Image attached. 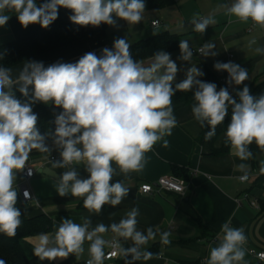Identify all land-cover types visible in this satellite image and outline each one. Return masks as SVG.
Masks as SVG:
<instances>
[{"label":"clouds","instance_id":"clouds-1","mask_svg":"<svg viewBox=\"0 0 264 264\" xmlns=\"http://www.w3.org/2000/svg\"><path fill=\"white\" fill-rule=\"evenodd\" d=\"M221 7L239 22L251 21L264 29V0H231ZM60 8L70 10L69 19L81 27L95 28L101 24L116 27L118 20L128 25L140 23L146 3L145 0H44L38 5L36 0H0V27L6 26L11 18L4 14L7 11L16 13L23 28L39 24L46 29L57 20ZM190 23L193 31L204 34L216 20L212 15H193ZM214 48V43L206 42L200 52L214 57L217 55ZM179 49V59L191 61L193 52L187 40L179 42ZM255 52L264 55V47H257ZM213 67L228 73V85H241L249 79L247 69L232 61H217ZM177 72V64L163 50L153 54L148 66L134 60L125 38L115 39L112 48H103L99 56L87 52L74 63L57 61L45 66L42 61H26L15 76L11 67L0 64V233L14 238L22 223V212L16 207L17 179L24 172L33 175L28 166L33 150L46 154V159L53 148L57 150L60 159L51 161L53 168L73 165L56 178L55 191L59 196L82 198L83 207L96 215L105 205H120L129 188L123 180L111 181L116 176L139 173L146 163L145 154L157 142L163 141V146L168 147L164 138L172 134L178 123L172 103L177 91L193 93L192 115L202 128L210 129L205 132L206 141L216 135L217 127L231 108L224 143L230 147V154L242 161L236 168L244 172L239 177L241 182L246 181L249 165L243 161L254 158L249 146L254 142L264 151V93L254 96L244 85L236 91L237 100L227 87L217 91L215 83L198 79L204 73L195 66L178 83ZM17 91L23 99L17 98ZM37 103L61 109L54 114V131L41 133L38 114L33 111ZM74 165H83L88 177L81 178ZM260 170L264 172V161ZM23 196L30 199L27 190ZM139 215V208L133 207L118 223L100 222L95 227L87 217L81 218L82 223L64 218L54 233L38 235L32 254L50 264L67 260L70 255L79 259L88 241L86 264H104L118 254L125 264L161 259V254L146 250L149 242L156 240L159 229L138 230ZM221 230L219 243L210 247L205 264H250L245 259L249 250L244 229L226 222ZM109 232L114 234L111 240L105 239ZM170 235L167 231L160 233V243L169 244ZM121 240H131L132 244L125 248ZM105 248L114 250L106 253ZM255 255L264 262V252ZM0 264L7 262L0 259Z\"/></svg>","mask_w":264,"mask_h":264},{"label":"crops","instance_id":"crops-1","mask_svg":"<svg viewBox=\"0 0 264 264\" xmlns=\"http://www.w3.org/2000/svg\"><path fill=\"white\" fill-rule=\"evenodd\" d=\"M192 1H196L197 4H193ZM36 2L39 5L44 0H36ZM230 2L231 0H180L171 7L144 13L143 20L132 25L131 28H128L127 22L122 20L117 22L116 27H110L105 33L32 60L42 61L45 66L57 61L74 63L87 52H95L99 56L103 48L111 49L114 40L110 38L109 31H115V33L117 31L118 38H125L129 44L133 45L161 33V29L164 28V31L179 35L180 41L187 40L191 50L201 49L206 42L216 45V48L213 49L217 53L216 56L206 57L202 53H195L191 61L179 59L180 49L169 53L178 68L175 82L182 81L186 77L187 71L195 66L204 73L198 79L208 82L209 76L213 75L219 87H222L223 80L227 79L228 73L216 71L213 65L217 61H232L247 69L249 75V79L243 84L232 85L230 94L238 100L236 91L242 90L244 85H247L251 93L253 88L264 80V55L255 52L257 47H264V29L257 26L252 32H249L250 21L241 23L236 17L229 16L226 9L221 7V5ZM156 13H159V16ZM4 14L10 15L11 18L6 26L0 27V45L43 29L39 24L23 28L18 22L15 12L6 11ZM71 15L70 10L60 8L57 19ZM167 15L171 16L172 20L167 19ZM193 15L205 17L212 15L216 23L210 25L204 34L197 33L193 31V25L190 23ZM154 21L160 22L159 27H153L152 22ZM253 40H255L254 44L251 43ZM151 60L140 62L148 66ZM23 64L13 68L14 76L18 75ZM192 105L193 103L178 110L175 114L178 121L177 126L172 129L170 136L164 138L168 140V147L163 146V141L157 142L153 149L145 154L146 163L139 173L133 172L127 177L121 175L113 178L111 183L123 180L125 186L129 188L127 197L117 207L105 205L102 212L96 215L83 207L82 198H75L71 195L59 196L55 191L57 179L39 172L40 169H50L59 177L62 172L73 167L70 165L67 168H53L51 161L60 159L59 152L54 148L47 159L45 158L46 154L36 150L30 154L28 165L36 169V174L30 181L34 200L24 203L21 199V173L18 174L17 179L18 201L26 206L25 211L29 217L45 214L52 219L53 226L50 234L55 232L56 226L64 218L82 223L81 218L87 217L92 220V227H95L100 222L106 225L113 222L118 223L125 217L127 211L138 207L140 212L138 230L144 231L148 227H152L154 231L159 229L156 240L150 241L146 250L155 244H160L159 254L162 258L154 257L147 261L141 259L135 261L134 264H202V261L206 260L209 255L210 247H215L219 243H211V239L203 235L202 227H205L208 233L214 236L222 231L221 226L226 222L231 227L244 229L248 250L264 251V181H260L264 174L260 170L264 155L256 160L243 161L249 165L247 169L248 181L241 182L239 177L244 175V172L237 169L236 165L242 161L232 156L230 150L226 155L215 156L212 154L208 142L197 143L202 129L192 115ZM230 110L231 108H229L228 114ZM224 140L225 134L220 135L215 143V149L223 148ZM48 144L50 146L52 144L50 139ZM74 166L81 178L88 177L83 165ZM113 166L115 167V164ZM173 166L184 168L187 172L188 189L184 195L168 192L144 195L139 192L143 183H155L163 176L174 175ZM165 231L171 233L169 237L171 242L167 245L160 243V233ZM113 237L114 234L111 232L105 234V239L111 240ZM37 238L38 236H33L22 240L23 249L29 258L35 257L32 251L38 243ZM126 242L128 245L132 244L131 240ZM89 243L85 241V251L79 259L70 255L67 260H57L51 264H64L69 261L73 264H83L89 259L87 251ZM245 259L250 264H264L250 255L249 251ZM122 260L123 258L107 262V264L112 262L120 264ZM43 262L50 264L48 261Z\"/></svg>","mask_w":264,"mask_h":264},{"label":"trees","instance_id":"trees-1","mask_svg":"<svg viewBox=\"0 0 264 264\" xmlns=\"http://www.w3.org/2000/svg\"><path fill=\"white\" fill-rule=\"evenodd\" d=\"M179 1L180 0H145V13L171 7ZM69 17L57 19L46 29L43 28L33 34L0 45V55L3 56V59L0 60V64L9 66L13 69L38 56L57 51L66 46L89 39L98 34L105 33L111 27L105 24H101L99 27L95 28L92 26L81 27L72 23ZM119 21L122 20H118V22ZM179 42V35L163 31L157 35L131 45L130 52L134 60L145 61L152 59L153 54L159 50H163L167 53L177 51L179 49ZM208 82L215 83L217 85V89L219 88V84L213 75L209 76ZM262 93H264V80L258 83L251 91V94L254 96H259ZM16 95L17 98L23 99L18 91L16 92ZM172 103L175 115L178 110L194 103L193 93L190 91H177L172 97ZM33 111L38 114V127L41 133L50 130L54 131V114H58L61 109H55L51 104L45 105L43 103H37L33 106ZM230 121L231 110L222 124L217 127L216 135L208 141L204 139V135L205 132L210 129L207 127H201L202 132L197 139V143L202 144L204 142H208L213 155H226L230 150L229 146L224 144L223 148L220 150L215 149L214 146L220 135L225 134ZM250 150L253 153V160H256V158L264 155V151H261L254 142L251 145ZM172 169L175 176L187 180V172L184 168L173 166ZM260 181H264V174L260 178ZM20 210L22 212V223L17 229V235L14 238H10L5 234L0 233V259H4L7 264H44V262H41L37 257L29 258L26 255L22 246V240L38 236L41 233H49L53 226L52 219L45 214L29 217L24 208H21ZM202 231L205 237L209 239L214 237L208 233L205 227H202ZM122 244L125 248L131 246L123 240ZM160 247V244H155L151 248L147 249V251L157 254L159 253ZM129 258L130 256L128 259ZM70 263L71 262L69 261L64 264ZM120 264H125L124 259L120 262Z\"/></svg>","mask_w":264,"mask_h":264},{"label":"built area","instance_id":"built-area-1","mask_svg":"<svg viewBox=\"0 0 264 264\" xmlns=\"http://www.w3.org/2000/svg\"><path fill=\"white\" fill-rule=\"evenodd\" d=\"M156 22H158V23L155 25L152 22L153 27H159L160 22L159 21H156ZM250 23H251V26H250L248 31L252 32L254 30V28H256L257 26L254 25L251 21H250ZM192 52H193V54H195V53L201 54L200 49L192 50ZM226 81H227V79L223 80V86L222 87H227L229 93H231L232 85H228L226 83ZM220 88L221 87H219L217 89V91H219ZM52 159L54 160L55 158H52ZM28 166L32 168L33 175L28 176L26 174V172L22 173V184L20 185V195H21V199L24 203H30L34 200V197H33V194H32L31 188H30V181L34 177V175L36 174V169L30 165H28ZM247 181H248V178L246 181H243V182H247ZM187 189H188L187 180H185L183 178H179V177L174 176V175H166V176L159 178L155 183H143V184H141V186L139 188V192L141 194H144V195H149V194H152L154 192H168V193H173V194H177V195H184L186 193ZM25 190H27L30 193V199H25V197L23 196V192ZM246 198H247V196H246ZM253 204L255 205V203H253ZM221 236H222V231L219 234L214 235V237L211 238L210 242L211 243L219 242V238ZM113 250L114 249H112V248H105L106 253L113 251ZM258 252H264V251H258L255 249L249 250L250 255H252L255 258H256L255 253H258ZM120 258H122V257L118 254L117 256L113 257L112 259H106L104 261V264L107 262L114 261V260H119ZM205 262H206V260H203L202 264H205ZM70 264H73V263H70ZM83 264H86V261Z\"/></svg>","mask_w":264,"mask_h":264},{"label":"rangeland","instance_id":"rangeland-1","mask_svg":"<svg viewBox=\"0 0 264 264\" xmlns=\"http://www.w3.org/2000/svg\"><path fill=\"white\" fill-rule=\"evenodd\" d=\"M193 2V4H197L196 3V1H192ZM199 4V3H198ZM156 15L157 16H159V13H156ZM168 17V18H167ZM166 18L167 19H169V20H172V17L171 16H166ZM131 26L132 25H127V27L128 28H131ZM165 29L163 28V29H161V31L160 32H162V31H164ZM152 32H153V30H152ZM109 36H110V38L112 39V40H115V39H117L118 38V36H119V33L116 31V33H115V31H109ZM130 45H132V44H130ZM16 207L17 208H19V209H21V208H23L24 207V209H26L25 207V205H22L19 201H17V205H16ZM84 263V262H83ZM107 264V263H106ZM111 264H114V262H112Z\"/></svg>","mask_w":264,"mask_h":264},{"label":"water","instance_id":"water-1","mask_svg":"<svg viewBox=\"0 0 264 264\" xmlns=\"http://www.w3.org/2000/svg\"><path fill=\"white\" fill-rule=\"evenodd\" d=\"M39 172H40V173H44V174H46V175H48V176H51V177H53V178H58V175L55 174V173H54L52 170H50V169H45V170L40 169Z\"/></svg>","mask_w":264,"mask_h":264}]
</instances>
